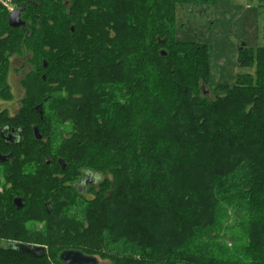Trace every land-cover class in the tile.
Masks as SVG:
<instances>
[{"label": "trees", "instance_id": "1", "mask_svg": "<svg viewBox=\"0 0 264 264\" xmlns=\"http://www.w3.org/2000/svg\"><path fill=\"white\" fill-rule=\"evenodd\" d=\"M214 1L10 0L19 29L0 3V100L12 97L11 59L32 68L28 110L0 113V157L21 154L37 170L28 187L49 203L0 205L12 215L0 227L58 226L1 235L13 247H0V264H63L69 250L105 264H264V48L240 49L254 75L211 89L207 46L175 39L178 5ZM9 127L20 144L2 137ZM84 172L101 177L91 199L74 188ZM77 199L81 215L63 209Z\"/></svg>", "mask_w": 264, "mask_h": 264}, {"label": "rangeland", "instance_id": "2", "mask_svg": "<svg viewBox=\"0 0 264 264\" xmlns=\"http://www.w3.org/2000/svg\"><path fill=\"white\" fill-rule=\"evenodd\" d=\"M10 6L12 9L13 6ZM175 39L207 46L209 87L211 89L217 86L232 87L236 84L238 76L255 73V66L240 67L238 60L243 45L254 52L258 48H264V3L260 0H215L210 6L180 4L176 8ZM12 76L15 80L14 73ZM212 93L205 95L213 98ZM84 203L86 201L77 199L72 204L65 205L63 209L70 210L72 214L81 215V206L85 205ZM2 215L5 219L4 213ZM229 215L232 218V211H229ZM7 218L9 219L8 216ZM22 220L20 225L0 227V236L14 235L18 232L17 235H20L18 239L23 240L21 236L25 234L24 237H26L30 231H41L47 236L58 229V226L49 221L35 220L23 221V223ZM232 220L233 218L229 220L224 218L223 222L232 225ZM43 244L48 246L47 243ZM227 245L230 247L231 243L228 242ZM98 259L100 264L107 263L105 260Z\"/></svg>", "mask_w": 264, "mask_h": 264}, {"label": "flooded vegetation", "instance_id": "3", "mask_svg": "<svg viewBox=\"0 0 264 264\" xmlns=\"http://www.w3.org/2000/svg\"><path fill=\"white\" fill-rule=\"evenodd\" d=\"M13 11L15 10L11 9V12ZM11 63L12 70L8 77V85L12 97L10 100H0V113H6L10 118H14L22 110H28L27 107H24L21 104L25 94L22 81L32 70V68L27 56L26 58L22 59L16 57L12 58ZM12 73L15 74V80H13L14 77L12 76ZM19 76H21V78H19ZM207 93H209V91H207L206 94ZM29 109L35 112L42 111L40 105H35L34 107H31ZM1 134L6 142L11 146H15L16 144H20L22 142L23 134L19 129L15 127H9ZM34 135L36 137L35 127ZM36 138L38 139V137ZM20 157H22V155L14 153L13 149L9 154L0 157V163H4L0 168V205H15L17 209L19 207L23 208L25 205H49L48 202L44 203L43 193L37 194V191H35L33 188L28 187L27 184L30 177L29 175L33 174L36 176L37 170L32 169L33 167H30V163L28 162H17V159ZM4 158L5 161L3 162ZM46 162L48 165H52L53 167H55L56 165H63V163H61L60 161H57V163H53L52 161L48 160ZM100 179L101 177L99 175H93L88 172H84L81 176V179L77 181V183H74V188L77 189L79 195L83 199H89V197H92L90 190L94 187H97ZM2 214L3 212L0 213V215ZM4 216L5 218H7V216L12 217L11 214H4ZM1 218H3V215L1 216ZM9 219L7 218V220ZM0 247L12 248L13 244L6 240L0 239Z\"/></svg>", "mask_w": 264, "mask_h": 264}, {"label": "water", "instance_id": "4", "mask_svg": "<svg viewBox=\"0 0 264 264\" xmlns=\"http://www.w3.org/2000/svg\"><path fill=\"white\" fill-rule=\"evenodd\" d=\"M22 14H23L22 10H15L10 13L8 22L11 28L19 29L25 26V22L22 19ZM244 47L245 45H243L241 49H243ZM207 91L208 90L205 91V94ZM35 134H36V137H38V139H41L37 128H35ZM14 246L16 249L20 250L21 252L28 253L36 257L38 256L37 254L38 251H40L42 255L45 254L44 248L25 246L22 244H14ZM59 259H60V262L63 264H99V261L96 258L87 256L80 251H73V250L62 252L60 254Z\"/></svg>", "mask_w": 264, "mask_h": 264}, {"label": "clouds", "instance_id": "5", "mask_svg": "<svg viewBox=\"0 0 264 264\" xmlns=\"http://www.w3.org/2000/svg\"><path fill=\"white\" fill-rule=\"evenodd\" d=\"M0 3H4L6 7H9V10L11 11V6L7 4V0H0Z\"/></svg>", "mask_w": 264, "mask_h": 264}, {"label": "built area", "instance_id": "6", "mask_svg": "<svg viewBox=\"0 0 264 264\" xmlns=\"http://www.w3.org/2000/svg\"><path fill=\"white\" fill-rule=\"evenodd\" d=\"M10 0H7V2H9Z\"/></svg>", "mask_w": 264, "mask_h": 264}]
</instances>
